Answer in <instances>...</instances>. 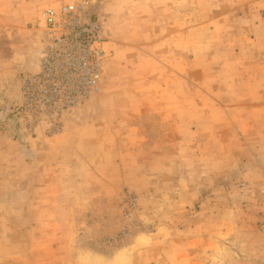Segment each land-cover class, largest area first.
I'll return each mask as SVG.
<instances>
[{"label": "rangeland", "instance_id": "obj_1", "mask_svg": "<svg viewBox=\"0 0 264 264\" xmlns=\"http://www.w3.org/2000/svg\"><path fill=\"white\" fill-rule=\"evenodd\" d=\"M0 0V264H264V0H97L99 87L41 75Z\"/></svg>", "mask_w": 264, "mask_h": 264}, {"label": "built area", "instance_id": "obj_2", "mask_svg": "<svg viewBox=\"0 0 264 264\" xmlns=\"http://www.w3.org/2000/svg\"><path fill=\"white\" fill-rule=\"evenodd\" d=\"M96 2L69 0L61 6L47 5L41 9V75L60 67L75 84L99 87L110 35L106 19L93 11Z\"/></svg>", "mask_w": 264, "mask_h": 264}]
</instances>
